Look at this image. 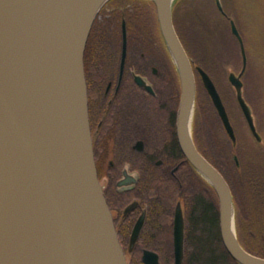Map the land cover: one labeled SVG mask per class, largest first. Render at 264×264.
Listing matches in <instances>:
<instances>
[{"label":"water","instance_id":"1","mask_svg":"<svg viewBox=\"0 0 264 264\" xmlns=\"http://www.w3.org/2000/svg\"><path fill=\"white\" fill-rule=\"evenodd\" d=\"M107 1L0 0V264H128L98 175L85 67L92 27ZM153 1L180 77L181 148L218 195L227 251L240 264H264L263 256L239 240L230 183L194 141L196 74L174 24L175 0ZM216 3L226 14L222 0ZM230 25L243 65L239 73L230 71L229 81L253 136L262 141L244 93L247 47L235 18H230ZM123 41L125 57V20ZM198 70L241 168L238 135L224 99L204 67ZM144 221L143 215L134 227L131 253ZM174 227L175 264H184L185 219L180 204ZM139 264H159V253L145 249Z\"/></svg>","mask_w":264,"mask_h":264},{"label":"flooded vegetation","instance_id":"2","mask_svg":"<svg viewBox=\"0 0 264 264\" xmlns=\"http://www.w3.org/2000/svg\"><path fill=\"white\" fill-rule=\"evenodd\" d=\"M115 3L110 0L98 13L86 49L85 66L98 175L118 235L132 237L137 221L144 215L138 237H175V214L180 204L185 219V237H199V234L190 233L197 214L193 200L195 168L180 145L181 84L177 65L161 34L157 15L158 36L152 18L148 21V30L140 22L138 25L134 22L140 17L145 21V15H139L131 4L125 3H121V11H117L119 5ZM175 17L174 14L177 28ZM124 20L127 27L125 57ZM108 27L119 30L120 41L114 31L108 32ZM188 53L190 55L189 50ZM190 58L196 74L197 105L200 93L205 96L207 92V105L217 120V130L222 138V120L198 70L202 65L191 55ZM211 76L222 95L220 81ZM192 134L199 147L195 119ZM211 136L204 138L215 145L220 143ZM212 151L217 152L218 160H222L220 151L214 147ZM199 192L204 202L212 205L209 188L203 187ZM242 215L240 204L238 216ZM252 246L254 250L259 249L255 240ZM140 248L141 261L137 264L142 262L144 249L157 251L159 264H162L161 250L147 246Z\"/></svg>","mask_w":264,"mask_h":264},{"label":"trees","instance_id":"3","mask_svg":"<svg viewBox=\"0 0 264 264\" xmlns=\"http://www.w3.org/2000/svg\"><path fill=\"white\" fill-rule=\"evenodd\" d=\"M118 1L121 0H113V2ZM210 1L212 12L210 14V21H207L205 19V15L197 11V14H195L194 11L193 17H189V12L184 13V10H180L177 7H175L174 14L176 16L175 18H182V22L184 17L187 16V19L184 21L185 24L183 25V31L182 25L177 26L180 37L189 51L191 48L187 39L192 40L195 46L197 45L196 50L198 54L196 55H198L197 57H201L203 65L212 74H215V77L219 76L222 78L220 83V85L222 84L220 86L222 87V96L230 112L232 111L231 106L233 104L232 101L234 97L230 95L229 90L227 91L225 89L223 77L226 76L229 81L228 76L230 70H228V60L232 62V52L237 54V58L240 60V67H242L241 49L239 42L233 35L232 31L230 33L226 28L223 29L218 17L214 16L215 13L212 6L215 7L216 11H219L221 14L223 13L217 7L215 0ZM225 16L228 17V15ZM134 22L136 25L140 22L141 25H145V27L149 30V23L146 20L144 21L143 17H140L139 19L135 18ZM206 23L210 27V30H207L205 33L203 32V26H205ZM230 38H233L236 41V51H233L232 47L229 46ZM257 39L260 38L257 37ZM207 41H209V46L207 45ZM260 41L264 48L262 39H260ZM232 90L234 91V89ZM234 96L238 103L235 91ZM203 98L204 97L200 94L195 118L197 133L199 135V148L227 178L232 188L237 208L240 204L243 206V215L242 217L239 216L238 224L240 229V239H242L243 243L249 248L248 250L264 256V143L263 141H257L252 133L251 135L254 143L251 142V145L249 144V146H247L242 145L240 141L237 151L240 154L241 168H238L232 159L229 141L226 135H224V137H226L227 140H225L223 136V139L220 137L219 131L217 130L218 123L210 117V109L204 104L205 98ZM205 135L207 138L208 135H212L211 137L220 143L215 145L212 143V140L210 143L206 138H204ZM209 143L212 144V147L222 153V160H218L216 158L217 155L214 151H212V147ZM193 175L194 187L200 184L202 187H208L210 193L216 195L213 186L197 170L193 169ZM213 195L211 199L212 205H207L204 202L202 193L199 191L194 192L193 200H195L196 213L200 216V220L196 223V226L195 224H192V227H194L195 232H199V237H197L198 242L196 243L198 250L196 249L194 254L191 252V255L189 252L186 257L185 264H240L230 255L223 243L219 226V200L217 195L216 198H214ZM120 238L122 241L127 242V237ZM151 240L152 242H147L144 240V237H140L139 244L133 255L134 262L132 261V264H134L137 260H140L142 253L140 249L141 246L152 247L154 249L161 250L162 253L165 252L163 249L155 247V244L158 242L156 237H151ZM253 240H255L259 249L254 250L255 248L252 246ZM162 264L175 263L172 257H168L163 254Z\"/></svg>","mask_w":264,"mask_h":264},{"label":"rangeland","instance_id":"4","mask_svg":"<svg viewBox=\"0 0 264 264\" xmlns=\"http://www.w3.org/2000/svg\"><path fill=\"white\" fill-rule=\"evenodd\" d=\"M222 2L225 6V10L228 14L229 19L225 15L221 14L219 11H216L215 7L212 6V9L214 10V13H215L214 16L218 17L219 21L222 24V28L223 29L226 28L230 33H231V30H230L231 27H230L229 21L231 17L235 18V20L237 21L239 25L240 31L245 38L246 47H248L247 50L249 52L248 53L249 54L248 55L249 56V68H248L246 75L244 76L245 87H246V97L248 101L251 103L254 109V112L256 114L258 127L263 135V143H264V48H263V45H261V41H260V39H262L263 44H264V0H222ZM121 3L131 4L130 6L133 9H135L139 15L140 14L145 15L146 21H149V19L152 18L155 23V33L157 34V36L159 35L157 19H156L157 14L155 11V4L151 0H125V1L121 0L115 3L119 5L118 6L119 8L117 11H121L120 10ZM175 7H177L180 10H184L185 11L184 13L189 12L190 13L189 17H193L194 11H195V14H197L196 13L197 11L205 15L206 17L205 19L207 21H210L209 20L211 18L210 14L212 13L210 0H176ZM120 16H121V13H120ZM186 19H187V16L184 17L183 22H182V18L180 19L176 18L177 24L179 26L182 25V31L184 28L183 25L185 24L184 21ZM108 28L110 29L108 32L111 33L112 31H114L113 32L114 35L116 37L118 36L117 41H120V38H119L120 32L118 33L119 30L116 31L112 29V27H108ZM207 30H210V27L206 23V25L203 26V32L206 33ZM257 37L260 39H257ZM91 39L93 40V38ZM187 41L189 43L190 48L193 50V53H194L193 55L192 50L189 48L191 51L189 52L192 58H194V60H196L197 63L204 66L203 63L201 62L202 61L201 57H197L198 55H196L198 54L196 50L197 45L195 46L192 40L187 39ZM208 42L209 41H207V43ZM207 45L209 46V43ZM236 45H237L236 41L233 38H230L229 46L232 47L233 51H236V48H237ZM232 56H233V58H231L232 62L228 60V63H229L228 70L232 69L231 71H236L238 73L241 70L240 60L237 58V54L235 52H232ZM212 75L215 77V74H212ZM218 77L219 76L215 78L218 79L221 83L222 78L221 77L218 78ZM223 80H224L225 89L227 91L229 90L230 95L234 97L232 101L233 104L231 106L232 111H230V115H231L232 122L238 134L239 143L241 141L242 145L249 146V144L251 145V142L254 143V141H253L251 132L248 128L249 126L248 122L246 121V118L244 117V114L242 113V110L235 99L234 91L232 90L233 88L230 86V83L227 80V77L224 76ZM200 94L205 98V99L203 98L204 104L207 105V98L209 100V96L207 92L205 96L203 93H200ZM211 113L212 111L210 112V117H212L213 115ZM213 119L214 121H217L216 118H213ZM224 135H226L229 141L230 150L232 153V159L235 162L234 156H233L234 150L232 147V143L230 142L229 137L227 136V133L222 123V136L223 138H225V140H227L226 137H224ZM215 154L217 155V152H215ZM239 157H240V154H239ZM202 189L203 187L200 184H198L194 188V190L197 192L201 191ZM212 195L213 194L210 193L211 199H212ZM213 197L216 198V195H213ZM237 212H238V208L236 206V231L239 235L240 234V229L238 225L239 216ZM199 220H200V216L196 214V216L192 220L194 221L193 223L195 224V226H196V223L199 222ZM219 226H220V222H219ZM190 233L191 235L192 234L198 235L199 232H195L194 227L193 229L192 227H190ZM156 239L158 240V242L155 244V247L157 248L159 247L165 251L162 253V256L163 254H165L168 257H172L174 259V237H156ZM129 240H130V237H127V240H126L127 242H124V241L122 242H123L124 248L127 253L128 261L132 263V261L134 262L133 255L135 252L133 254H129L128 252ZM144 240H146L147 242H152L151 237H144ZM197 242H198L197 237H187V243H186L187 255L189 254V252H190V255H191V252L192 254L196 252ZM139 261L140 260H137L134 264H137Z\"/></svg>","mask_w":264,"mask_h":264}]
</instances>
